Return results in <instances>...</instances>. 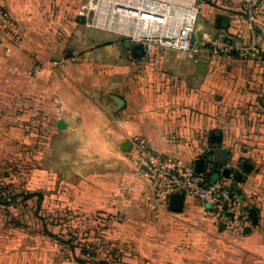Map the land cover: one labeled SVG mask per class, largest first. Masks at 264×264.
<instances>
[{
    "label": "crops",
    "instance_id": "crops-1",
    "mask_svg": "<svg viewBox=\"0 0 264 264\" xmlns=\"http://www.w3.org/2000/svg\"><path fill=\"white\" fill-rule=\"evenodd\" d=\"M0 3L18 24L16 34L0 29V160L26 149L27 190L18 194L43 196L42 220L30 202L0 205V264H51L57 243L45 231H52L46 217L57 211L106 217L107 238L132 249L136 264H264V13L252 24L241 0H202L197 21L198 37L231 35L239 46H258L259 58L203 47L135 58L110 33L88 27L77 0ZM69 103L86 106L121 134L107 162L80 171L59 164ZM137 139L186 167L214 155L210 169L241 172L236 190L251 223L234 233L194 197L185 196L179 212L156 201L131 155ZM57 246L59 264H81L61 256L66 244Z\"/></svg>",
    "mask_w": 264,
    "mask_h": 264
},
{
    "label": "built area",
    "instance_id": "built-area-1",
    "mask_svg": "<svg viewBox=\"0 0 264 264\" xmlns=\"http://www.w3.org/2000/svg\"><path fill=\"white\" fill-rule=\"evenodd\" d=\"M201 4L200 0H77V14L88 27L128 40L129 47L142 43L146 55L168 49L192 54L203 47L224 57H260L258 46H239L231 35L221 38L204 32L198 37L196 23ZM241 11L253 24L264 13V0H241ZM0 29L13 34L18 29L16 20L1 3ZM131 155L156 201L168 202L172 193H182L199 200L226 230L240 233L251 223L250 212L233 187L235 176H224V168L210 169L206 165L198 172L153 150L142 139L135 141ZM216 172L220 177L212 182Z\"/></svg>",
    "mask_w": 264,
    "mask_h": 264
},
{
    "label": "rangeland",
    "instance_id": "rangeland-1",
    "mask_svg": "<svg viewBox=\"0 0 264 264\" xmlns=\"http://www.w3.org/2000/svg\"><path fill=\"white\" fill-rule=\"evenodd\" d=\"M202 2V0H200ZM199 16V15H198ZM198 21V18H197ZM197 27V23H196ZM113 38L115 35L110 34ZM114 43L126 44L129 48V41L126 39H113ZM133 60V58L131 59ZM41 125V124H40ZM42 141V137L38 138ZM27 150H23L17 157L12 159L0 160V182L3 187L8 188L15 193L25 192L26 187V173L27 165L31 163L27 160ZM18 200H22L21 194H18ZM30 207L36 208V204L30 201ZM32 208V209H33ZM40 213V212H39ZM42 214V212H41ZM99 216V215H98ZM94 213L86 214H67L64 211L51 212L47 215L46 220L50 224L52 232L57 236L63 237L69 242L70 246L75 247V256L87 262V264H100L101 261H108L113 264H136L138 258L134 251L130 248H125L121 244L112 243L108 239V234L104 231L102 225H106V217H98ZM30 223H33L32 218H28ZM36 222L37 219H36ZM52 242H54L52 240ZM56 244V243H55ZM50 259L51 264H59V250L58 246L51 244ZM114 248H117L121 254H111ZM70 248L61 253V256L70 254ZM106 260V261H105Z\"/></svg>",
    "mask_w": 264,
    "mask_h": 264
},
{
    "label": "clouds",
    "instance_id": "clouds-1",
    "mask_svg": "<svg viewBox=\"0 0 264 264\" xmlns=\"http://www.w3.org/2000/svg\"><path fill=\"white\" fill-rule=\"evenodd\" d=\"M64 113L68 128L58 146L59 164L80 171L107 162L121 134L115 132L110 122L93 116L86 106L69 103ZM119 127L126 131L123 123Z\"/></svg>",
    "mask_w": 264,
    "mask_h": 264
},
{
    "label": "water",
    "instance_id": "water-1",
    "mask_svg": "<svg viewBox=\"0 0 264 264\" xmlns=\"http://www.w3.org/2000/svg\"><path fill=\"white\" fill-rule=\"evenodd\" d=\"M68 51L70 52L71 48H69ZM130 52H131L132 56L135 57V58H143V57L146 56L144 45L142 43H138V44H135L132 47H130ZM202 66H204V64H202ZM116 100H117L118 104L123 106L124 100L122 98L117 97ZM58 126L59 127H64L65 124H64V122L59 121ZM221 140H222L221 133L217 132V131L213 132V134H212V142H213V145L215 146V148H217V152L221 151V148H220ZM125 148L129 149L128 145H125ZM216 159H217V157H214V155H210L207 158H204V157L198 158L195 161V170L198 171V172L204 171L207 163L214 162V161H216ZM220 164L225 166V165H227V162H226V160H224ZM223 175L226 176V177H230L231 176L230 169L227 168V167L224 168ZM219 177H220V174L216 172V173H214L212 175L211 181L214 182ZM241 179H242V173L241 172H238L237 174H235L236 182L233 184V187L235 189L238 188L237 182H239ZM184 199H185V195L184 194L177 193V192L172 193L170 195V197H169V200H168L169 209L172 210V211H177V212L181 211L183 209ZM252 216H253V219H254V223H257L258 219H257L255 210H252Z\"/></svg>",
    "mask_w": 264,
    "mask_h": 264
},
{
    "label": "trees",
    "instance_id": "trees-1",
    "mask_svg": "<svg viewBox=\"0 0 264 264\" xmlns=\"http://www.w3.org/2000/svg\"><path fill=\"white\" fill-rule=\"evenodd\" d=\"M17 195H18V193L13 194V192L11 190H9L6 187H3V185L0 184V205H7V206L15 207L19 203H24V206H27L30 201H33V203L36 204L35 205L36 208L32 207L33 208L32 211H33V213L35 214V216L37 218L42 220V218L39 216V212H40V209H41V203H42V200H43V196L41 194L31 195V196L25 194L24 196H22L23 197L22 200H18L19 196H17ZM19 225H21V224H19ZM45 231L49 234V236L51 237V239L55 243H57V244H66L67 247H69L70 250H71L69 256L70 257H75V254H74L75 253V247L74 246H70L68 241L63 239V237H61V236H57L54 232H52V231L48 232L47 230H45ZM113 253H114V255L116 253H119V256H121V254H120V252H119V250L117 248H114V250H113V252H111V254L113 255ZM75 259H76V257H75ZM83 261L84 260L79 261V262H81V264H82ZM100 264H113V263L108 262V261H106V262L101 261Z\"/></svg>",
    "mask_w": 264,
    "mask_h": 264
}]
</instances>
